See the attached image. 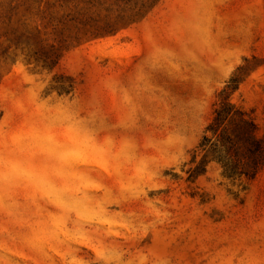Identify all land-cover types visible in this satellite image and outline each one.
<instances>
[{
    "label": "rangeland",
    "instance_id": "obj_1",
    "mask_svg": "<svg viewBox=\"0 0 264 264\" xmlns=\"http://www.w3.org/2000/svg\"><path fill=\"white\" fill-rule=\"evenodd\" d=\"M225 98L264 134V0H0V264H264Z\"/></svg>",
    "mask_w": 264,
    "mask_h": 264
},
{
    "label": "trees",
    "instance_id": "obj_2",
    "mask_svg": "<svg viewBox=\"0 0 264 264\" xmlns=\"http://www.w3.org/2000/svg\"><path fill=\"white\" fill-rule=\"evenodd\" d=\"M201 146L206 150L203 162L211 153L232 178H255L264 169V134L249 113L237 109L225 98L216 109ZM208 161V159H207Z\"/></svg>",
    "mask_w": 264,
    "mask_h": 264
}]
</instances>
